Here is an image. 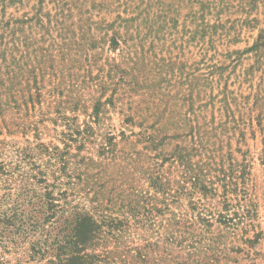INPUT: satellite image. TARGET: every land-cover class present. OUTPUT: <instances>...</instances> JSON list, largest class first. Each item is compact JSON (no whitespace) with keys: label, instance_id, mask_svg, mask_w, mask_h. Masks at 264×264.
<instances>
[{"label":"trees","instance_id":"obj_1","mask_svg":"<svg viewBox=\"0 0 264 264\" xmlns=\"http://www.w3.org/2000/svg\"><path fill=\"white\" fill-rule=\"evenodd\" d=\"M60 37L30 55L26 38L18 56L0 51V134L24 139L0 160V264H264V185L250 163L223 150L216 127L192 104L183 112L180 97L159 98L151 116L127 114L137 133L106 129L109 108L137 91V79L92 53V35ZM108 41L115 51V32Z\"/></svg>","mask_w":264,"mask_h":264},{"label":"rangeland","instance_id":"obj_2","mask_svg":"<svg viewBox=\"0 0 264 264\" xmlns=\"http://www.w3.org/2000/svg\"><path fill=\"white\" fill-rule=\"evenodd\" d=\"M113 32L120 41L115 51L108 46ZM60 34L76 41L92 35L97 41L92 53L115 57L137 79V91L109 108L106 129L137 133L141 127L123 122L127 114L151 116L159 98L180 97L183 112L192 104L202 123L216 127L223 150H230L236 160L246 159L252 177L264 185V166L259 161L264 136L260 131L264 129V47L249 49L259 35L264 37V0H0L4 56L10 58L11 49L18 56L25 38L31 41L29 55L39 47L50 48L63 40ZM92 73H97L95 67ZM130 74L124 75L127 82ZM190 82L196 84L192 92H188ZM124 87L130 90L125 84L118 95ZM25 137L33 139L30 134ZM0 140L6 143L3 161L11 160L17 145H24L19 133L3 132ZM167 142L163 151L179 139ZM136 148L142 150V143ZM260 215L264 224L262 208ZM228 264L251 263L237 256Z\"/></svg>","mask_w":264,"mask_h":264}]
</instances>
